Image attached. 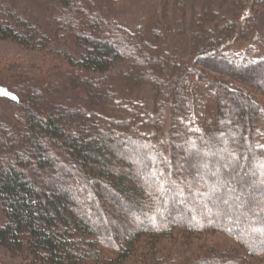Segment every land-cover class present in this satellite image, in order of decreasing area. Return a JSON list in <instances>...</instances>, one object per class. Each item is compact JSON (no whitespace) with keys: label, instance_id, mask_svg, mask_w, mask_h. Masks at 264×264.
<instances>
[{"label":"trees","instance_id":"obj_1","mask_svg":"<svg viewBox=\"0 0 264 264\" xmlns=\"http://www.w3.org/2000/svg\"><path fill=\"white\" fill-rule=\"evenodd\" d=\"M158 1H132L136 21L120 0H0V41L66 65L0 82V246L22 264L264 256V107L245 90L264 97V53H242L264 0Z\"/></svg>","mask_w":264,"mask_h":264},{"label":"rangeland","instance_id":"obj_2","mask_svg":"<svg viewBox=\"0 0 264 264\" xmlns=\"http://www.w3.org/2000/svg\"><path fill=\"white\" fill-rule=\"evenodd\" d=\"M132 1L134 2V0H126L125 3H121L120 0L119 4H122V6L119 7V9L121 13H123L124 17H132V19L134 18L137 21L139 17V15L135 12V7L137 4H132ZM139 2H142L143 4L145 3V6H147L148 2L155 3L154 6L160 3L158 0H156V2L155 0H138V3ZM252 16L257 18L254 30L256 34L254 35V39H252L253 44L249 45L250 48H243L242 53H246V55L250 58H260L261 54L264 53V8L258 12H253ZM247 43H245V45L248 47ZM67 46V43H63L62 41H60V44L56 45L58 48ZM66 49L72 53H75V50H73L71 46L67 47ZM112 64L113 65L108 73L109 75L122 71L126 67L125 63L120 61H115ZM65 67L66 65H64L60 59L55 58L48 53L26 48L11 40L0 41V82L2 83L13 79V82L10 84L15 87V84H17V82H21L22 80H32L37 77H47L48 70L51 68ZM245 90L254 95V97L264 107V97L260 92H257L252 88ZM138 99L141 100L145 104V107L149 109L153 100L152 90L148 87H143L140 91V94L138 95ZM210 104L214 106L213 102H210ZM13 111V107L9 105L7 100L0 97V121L9 123L11 121L10 117ZM237 172L238 174H242L240 171ZM204 238L208 243H221L223 240L222 236L216 234H209ZM166 247H171L172 250L176 249L183 252L187 245L176 241L173 244H167ZM184 252L186 253V251ZM22 263L23 260H21L18 256H13L10 252L0 246V264ZM248 264H264V256L261 259H252Z\"/></svg>","mask_w":264,"mask_h":264}]
</instances>
